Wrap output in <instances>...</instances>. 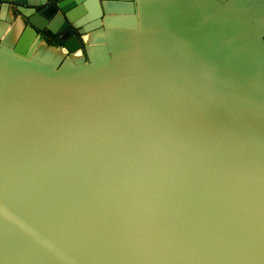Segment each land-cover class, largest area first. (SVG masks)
<instances>
[{
  "label": "water",
  "instance_id": "obj_1",
  "mask_svg": "<svg viewBox=\"0 0 264 264\" xmlns=\"http://www.w3.org/2000/svg\"><path fill=\"white\" fill-rule=\"evenodd\" d=\"M0 264H264V0H0Z\"/></svg>",
  "mask_w": 264,
  "mask_h": 264
},
{
  "label": "flooded vegetation",
  "instance_id": "obj_2",
  "mask_svg": "<svg viewBox=\"0 0 264 264\" xmlns=\"http://www.w3.org/2000/svg\"><path fill=\"white\" fill-rule=\"evenodd\" d=\"M63 36V35H62Z\"/></svg>",
  "mask_w": 264,
  "mask_h": 264
}]
</instances>
